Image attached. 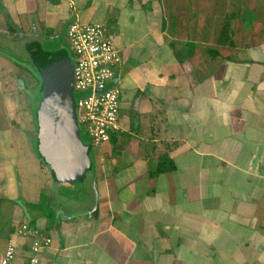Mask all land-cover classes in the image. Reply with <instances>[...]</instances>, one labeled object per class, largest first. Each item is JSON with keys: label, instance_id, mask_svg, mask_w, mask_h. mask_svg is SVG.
<instances>
[{"label": "crops", "instance_id": "obj_1", "mask_svg": "<svg viewBox=\"0 0 264 264\" xmlns=\"http://www.w3.org/2000/svg\"><path fill=\"white\" fill-rule=\"evenodd\" d=\"M76 18L119 52L121 128L52 193L1 125L0 257L26 223L40 264H264V0H0V124L29 106L9 54Z\"/></svg>", "mask_w": 264, "mask_h": 264}, {"label": "built area", "instance_id": "obj_2", "mask_svg": "<svg viewBox=\"0 0 264 264\" xmlns=\"http://www.w3.org/2000/svg\"><path fill=\"white\" fill-rule=\"evenodd\" d=\"M69 4L72 7V1ZM66 35L77 126L84 128L90 146H98L108 142L121 128V90L113 83L120 55L101 23H85L76 18L68 25ZM17 234L30 238L27 256L17 261L15 246L10 242L0 264H40V253L52 243L49 234L26 223L18 228Z\"/></svg>", "mask_w": 264, "mask_h": 264}, {"label": "water", "instance_id": "obj_3", "mask_svg": "<svg viewBox=\"0 0 264 264\" xmlns=\"http://www.w3.org/2000/svg\"><path fill=\"white\" fill-rule=\"evenodd\" d=\"M26 51L43 89L36 112L38 151L58 176L79 180L90 166V145L79 135L69 55L64 49L45 50L38 42L26 44Z\"/></svg>", "mask_w": 264, "mask_h": 264}, {"label": "rangeland", "instance_id": "obj_4", "mask_svg": "<svg viewBox=\"0 0 264 264\" xmlns=\"http://www.w3.org/2000/svg\"><path fill=\"white\" fill-rule=\"evenodd\" d=\"M40 38V37H39ZM43 49L48 50V51H55V50H60L64 49L69 53L70 52L67 46V35H64V31L60 30L58 32V36L52 37L49 39V37H42L40 40H38ZM20 47V51L17 52L16 54L10 53V59L15 60L19 65L24 67V77L26 78V85L28 88V91L24 92L23 100L26 99L28 102L27 104L29 105L28 108L25 107H20L16 108V114H12L10 117L9 122H5L4 124L1 123V125H4L3 128L5 129L3 133V147L8 148L10 145V137L13 136V144L15 148L17 149V155L20 158V154L26 155L29 154L31 150H33V154L35 155L38 160H40L41 165L44 169L41 170H36V174L38 173V177L40 178L41 187L44 190V188H48L49 184L52 186V193H53V176L51 173L50 168L42 162V159L40 158V154L36 148V139H37V120H36V115L35 111L37 109V101L41 99L42 97V92L38 88V79H37V74L38 70L37 68L31 64V60L27 54V52L23 49V44L18 45ZM19 54V55H18ZM18 65V67H19ZM20 68V67H19ZM31 74V75H30ZM20 77V76H19ZM21 85V84H20ZM76 95V94H75ZM15 97V96H14ZM13 97V98H14ZM15 99H19V97H15ZM79 135L82 139V141L85 144H90V140L88 135L85 133V130L82 126L79 128ZM7 136V137H4ZM93 147V146H91ZM3 162L0 158V163L5 164L7 161L6 155L3 156ZM27 157V156H26ZM18 158V159H19ZM19 167V166H18ZM3 172V169L1 171L0 169V174ZM11 173V172H10ZM14 175L16 177L15 180L20 181V180H25L27 178L26 175V170H23L22 168H19V172H14ZM44 199V198H43ZM49 208L48 211H53V203L52 205L47 206Z\"/></svg>", "mask_w": 264, "mask_h": 264}, {"label": "trees", "instance_id": "obj_5", "mask_svg": "<svg viewBox=\"0 0 264 264\" xmlns=\"http://www.w3.org/2000/svg\"><path fill=\"white\" fill-rule=\"evenodd\" d=\"M35 66V65H34ZM36 67V66H35ZM37 76V79H38V88L40 89V91L42 92V85H41V79H40V76H39V73L36 75ZM39 102H40V100H38L37 101V105L39 104ZM39 106V105H38ZM38 106H37V109H38ZM37 109H36V111H35V115H36V112H37ZM36 148H37V145H36ZM37 150H38V148H37ZM39 152V151H38ZM39 154H40V152H39ZM40 158L42 159V162L44 163V164H46L49 168H50V170H51V173H52V176H53V178L55 179V180H63V181H75V180H72V179H70V180H67L66 178H63V177H60V176H58L54 171H53V169L49 166V164L45 161V159L42 157V155L40 154Z\"/></svg>", "mask_w": 264, "mask_h": 264}]
</instances>
